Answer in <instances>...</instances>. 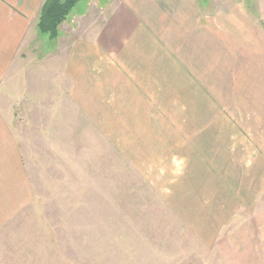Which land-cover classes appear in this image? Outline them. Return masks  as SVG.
<instances>
[{"label":"crops","instance_id":"1","mask_svg":"<svg viewBox=\"0 0 264 264\" xmlns=\"http://www.w3.org/2000/svg\"><path fill=\"white\" fill-rule=\"evenodd\" d=\"M44 1L0 0V229L33 201L21 149L32 129L42 137L97 125L116 136L121 121L119 132L139 137L140 154H199L187 155L180 180L183 200L195 195L182 205L185 222L209 240L221 234L234 261L253 264L248 223L228 227L256 183L243 174L251 161L264 185V28L247 15H211L199 0H97L114 10L93 34L80 25L90 12L77 14L79 1L65 23L82 35L61 63L60 43L69 38L61 27L57 47L39 56L55 63L36 76L25 62L31 37L50 39L37 28ZM213 170L227 176L230 196L219 181L210 190Z\"/></svg>","mask_w":264,"mask_h":264},{"label":"rangeland","instance_id":"2","mask_svg":"<svg viewBox=\"0 0 264 264\" xmlns=\"http://www.w3.org/2000/svg\"><path fill=\"white\" fill-rule=\"evenodd\" d=\"M90 1L80 0L76 13L89 9L80 25L83 30L87 25L94 34L114 9L101 7L97 0L89 7ZM199 1L211 15H247L264 28V0ZM64 23L62 29L69 38L60 43L61 63L71 42L83 31L72 33L71 26ZM31 42L25 64L37 70L32 73L37 76L40 65L55 63L50 54L43 63L39 56L57 46L51 39L46 43L44 38L31 37ZM121 124L117 121L116 136L112 127L111 135L106 136L97 125L87 131L83 124L79 130L68 126L49 130L42 137L34 131L38 129L31 130L21 149L33 201L0 229V264H239L231 255L235 250L231 241L221 242V234L209 240L185 222L182 205L195 195L183 200L187 190L180 180L188 170L187 155L199 158V154H140L135 151L139 137L119 132ZM254 163L243 170L245 176H257L256 183L249 185L252 194L247 192L249 198L228 230L239 220L248 223L250 245L255 249L251 262L264 264V185L259 183L261 168ZM237 170L232 168V176ZM212 173L210 190L215 194L219 181L225 196H230L227 176Z\"/></svg>","mask_w":264,"mask_h":264},{"label":"trees","instance_id":"3","mask_svg":"<svg viewBox=\"0 0 264 264\" xmlns=\"http://www.w3.org/2000/svg\"><path fill=\"white\" fill-rule=\"evenodd\" d=\"M80 0H45L38 20V31L51 40L59 37L63 23Z\"/></svg>","mask_w":264,"mask_h":264}]
</instances>
